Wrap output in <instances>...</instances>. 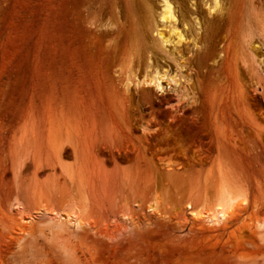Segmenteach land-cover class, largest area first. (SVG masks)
I'll use <instances>...</instances> for the list:
<instances>
[{"label":"rangeland","instance_id":"rangeland-1","mask_svg":"<svg viewBox=\"0 0 264 264\" xmlns=\"http://www.w3.org/2000/svg\"><path fill=\"white\" fill-rule=\"evenodd\" d=\"M107 1L119 16L96 23L125 20L124 1ZM132 1L136 28L108 67L102 114L61 84L43 94L48 63L67 74L85 59L100 0H0V264H264V0H220L224 16L237 3L241 23L210 40L212 0H172L201 48L183 47L193 84L164 82L165 93L123 87L149 59L176 68L154 43L161 0ZM198 79L212 90L207 115L178 97ZM223 193L238 206L216 227L201 218ZM54 211L81 214L83 227H56Z\"/></svg>","mask_w":264,"mask_h":264},{"label":"bare ground","instance_id":"bare-ground-1","mask_svg":"<svg viewBox=\"0 0 264 264\" xmlns=\"http://www.w3.org/2000/svg\"><path fill=\"white\" fill-rule=\"evenodd\" d=\"M123 1L125 6V20H123L121 23L120 21H118L116 24L109 22L108 25H100L96 23V18L101 17V15L104 13H113L114 15L119 16L110 8V4L107 0H100L99 13L96 12L92 19H89V14H87V55H85V59L79 62L77 69L72 70L67 74H61L55 62L48 63L53 71L52 73L47 74L45 86L43 87V94L48 89H56L57 85L61 84L63 91L66 92L65 94L69 95L66 97L68 99L77 100L80 97L86 96L85 99H87L88 108L87 112L91 111L102 114L112 112L110 110L111 96H113L111 94V87L114 81L113 76L109 74L108 67L110 68L113 58L120 50L121 43L126 40L127 32L129 33L130 31H135L137 22V9L133 1ZM160 6V21L162 22L163 27H156V36H158L159 40L154 43L162 53H164L171 59V61L176 64V68L173 69L172 66L162 68L159 66H154L151 59H149L147 61V68L142 80L137 79V76L136 78L134 77L135 80L130 78V76L127 77L123 86L125 87L126 92H129L132 86H136L138 89H142V87H154L158 92L165 93V89L163 87L164 82H167L168 86L175 85L176 87L181 85V81H186L188 84H193L192 79L183 73L186 70L183 55L185 49L183 47L185 44L192 42L194 44V48H201L198 44L199 38H197L193 32L188 33V35H190L189 38L186 32L183 31L181 28L182 21L179 18L178 10L172 0H161ZM238 10L237 3L235 2L233 11L224 16V10L221 1L212 0L209 5H207V24L211 28V33L207 35V39H211L218 25H224L228 27L239 26L241 23V16L237 14ZM118 19H120V17ZM195 19L197 28L196 32L197 34H200L201 22L198 20L197 16ZM182 26L184 27L185 31H191L189 25L186 22L182 23ZM165 30L167 31V34L164 32ZM109 36L114 37L110 40L108 45H104L105 38ZM169 46L173 47V52L168 49ZM213 53L214 49L210 48L201 54V59L204 60L207 56ZM176 54H178V56L181 58V61L177 59ZM119 75L122 76L121 74ZM209 95H212L210 85L207 88V84H205L203 80L198 79L197 85L195 84L191 88L186 87L181 89L178 97H181L184 100L190 99L192 107L196 108L195 112L200 111L207 115L209 105L206 101H201L200 98H206ZM106 105H108V108ZM205 124H207L206 119L203 126H205ZM120 138L116 139L120 140V142L126 140ZM137 160L142 163L143 157L138 155ZM237 206L238 204L236 203L235 198L229 194L223 193L221 194L219 203L216 205L214 211L204 215V218L201 219H203L205 222L207 221L208 224L219 227L231 218ZM54 212L56 215L54 218L56 227H63L66 225V230L68 231L71 230L70 226H73L75 231H77L84 225L82 223L81 214H68L63 218L59 212ZM22 220L24 224L21 225V230L25 232L34 224L35 219L32 216H27L22 218ZM263 227L264 223L259 224V228Z\"/></svg>","mask_w":264,"mask_h":264}]
</instances>
